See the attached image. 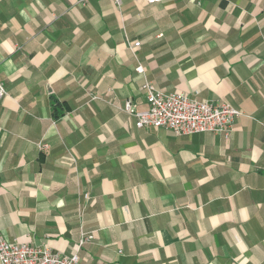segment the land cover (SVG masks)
<instances>
[{"label": "crops", "instance_id": "obj_1", "mask_svg": "<svg viewBox=\"0 0 264 264\" xmlns=\"http://www.w3.org/2000/svg\"><path fill=\"white\" fill-rule=\"evenodd\" d=\"M144 81L243 115L228 137L137 129L116 105L145 109ZM0 83V237L69 256L92 234L81 264H264V0H0Z\"/></svg>", "mask_w": 264, "mask_h": 264}, {"label": "built area", "instance_id": "obj_2", "mask_svg": "<svg viewBox=\"0 0 264 264\" xmlns=\"http://www.w3.org/2000/svg\"><path fill=\"white\" fill-rule=\"evenodd\" d=\"M117 10L121 7V0H109ZM147 4L163 2L165 0H144ZM140 43L132 42L127 48L134 52ZM142 73L140 67L136 68ZM141 90L144 94L145 109H137L130 100L123 105H116L119 111L133 117L137 129H164L175 136H191L194 134L212 133L228 137L233 130L235 121L243 114L224 102H202L196 98L180 93H165L157 89L152 83L144 81ZM5 88L0 83V101L5 96ZM101 96H91L90 100H101ZM111 105H115L112 101ZM45 149L46 145H38ZM67 164L75 166L77 158L71 152L66 153ZM90 200L88 193L83 195ZM82 213L79 215L80 217ZM94 239L92 234H80L79 241L73 247L69 256L52 253L46 247H36L29 243L9 242L0 237V264H81L80 248Z\"/></svg>", "mask_w": 264, "mask_h": 264}]
</instances>
